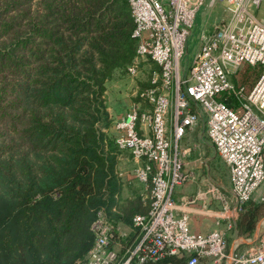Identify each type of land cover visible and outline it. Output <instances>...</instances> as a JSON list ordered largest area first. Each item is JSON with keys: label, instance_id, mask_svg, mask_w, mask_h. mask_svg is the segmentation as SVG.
<instances>
[{"label": "trees", "instance_id": "16d2710c", "mask_svg": "<svg viewBox=\"0 0 264 264\" xmlns=\"http://www.w3.org/2000/svg\"><path fill=\"white\" fill-rule=\"evenodd\" d=\"M1 1L0 264H71L91 243L97 209L130 224L148 203L120 199L103 98L105 81L134 55L132 19L126 0ZM252 66L236 81L245 89L260 72ZM262 213L264 201L244 203L238 234ZM130 238L119 241V262Z\"/></svg>", "mask_w": 264, "mask_h": 264}, {"label": "built area", "instance_id": "2783aa9c", "mask_svg": "<svg viewBox=\"0 0 264 264\" xmlns=\"http://www.w3.org/2000/svg\"><path fill=\"white\" fill-rule=\"evenodd\" d=\"M126 1L135 49L125 71L135 75L139 62L149 59L159 68L158 78L151 77L158 85L137 90L143 103L113 118V137L135 161L122 175L143 183L148 203L126 225L97 209L89 225L91 243L71 264H130L131 257L160 264L173 255L184 257V264H264V230L246 247L227 250L223 228L191 229L188 210L172 197L175 184L194 178L182 158L189 146L181 147L180 139L201 118L196 143L208 145L226 165L229 197L208 184L182 198L183 205L216 200L227 228L244 203L264 201V22L251 10L260 0H226L224 15L208 29L196 22L206 0ZM192 36L195 47L184 66L180 58ZM243 63L260 66L249 89L227 77ZM130 233L119 262V241Z\"/></svg>", "mask_w": 264, "mask_h": 264}, {"label": "rangeland", "instance_id": "374dc122", "mask_svg": "<svg viewBox=\"0 0 264 264\" xmlns=\"http://www.w3.org/2000/svg\"><path fill=\"white\" fill-rule=\"evenodd\" d=\"M2 1L0 0V20H1V15H3V9L1 7ZM264 0L260 1V6L256 7H251L252 12L255 13L257 10H259V13H263L264 15V8H263ZM227 7L226 0H206L205 4L202 6L201 10L203 11L204 14L208 12V16H211L213 18L218 19L220 16H223ZM213 8V10H212ZM11 14L15 13V11H11ZM205 15H201V20L197 22V25H203V20H205ZM261 17L264 19V16L261 15ZM210 22V21H209ZM204 26V25H203ZM208 27L211 28L210 24H207L206 28ZM3 37V36H1ZM195 47V38L192 36L191 39L187 40L185 50L180 58V63L185 64L188 66L191 58H192V53ZM259 65V64H256ZM246 68L248 70H251L253 68L252 65L243 63L239 65L236 70H235V75H233V72L227 73V77L235 83L237 81L238 75L240 74V70ZM158 72L159 68L158 66L152 62L149 59H143L139 62L138 66V71L135 75H129L125 70H115L111 77L108 78L105 81V89L103 92V98L104 102L106 105V109L108 112L109 116V125L107 127V131L110 135L113 137V125H112V120L116 116L115 114L118 115V113L123 110H127L132 104H135L136 102L143 103L141 100H139L137 96V90L157 84L158 85V79H156L154 82H151V77L153 75L157 76L158 78ZM242 72V70H241ZM118 111L117 113H115ZM202 119L199 118L198 123L196 125V128L193 131L187 132L183 138L180 139L181 147L183 146H189V149L186 150L182 156L183 160L185 161V169L186 171H189L190 173L193 174L194 178L192 179H187L184 180L178 184H175L173 186L172 190V197L174 199L176 193L183 192L184 195H192L195 192V189L197 187L199 189H202V187L209 185H213V188L217 187V189L224 195L229 197V180H228V169L224 162H222L213 152L212 150L209 151L206 148V144H201L199 145V148L197 146L193 145V143L197 142V132L198 130H201L202 128ZM211 149V148H210ZM118 157H117V162L115 165L116 173L118 177L123 178V181L126 183L125 177L122 175L127 170H129L134 164L135 161L131 157V154L128 150L126 149H119L118 148ZM199 152V153H198ZM209 155L210 158L205 159V161L202 159L204 155ZM200 156L199 159L196 157ZM196 158V159H195ZM134 162V163H132ZM118 172H121V174H118ZM195 174H196V182L195 180ZM132 180H136L135 178H130ZM139 182L138 180H136ZM194 182V183H193ZM143 185L142 182H139ZM124 194V192H123ZM210 195V194H208ZM136 195L131 196L130 199H133ZM138 196H141L138 194ZM185 198V197H183ZM120 199H124L120 195ZM211 199V198H210ZM175 201V200H174ZM251 202V201H247ZM255 202V201H254ZM258 202V201H256ZM191 204H188V206ZM181 208L187 209L184 205H178ZM207 208L211 209H219L217 206L214 204L210 203V200L208 203H206ZM264 213L259 214L254 221L251 224L250 231L253 230V225L255 224V221L260 217L263 216ZM259 218V219H260ZM225 219V217H224ZM258 219V220H259ZM264 219V218H263ZM257 220V221H258ZM122 222V221H121ZM231 223V222H230ZM124 224V223H123ZM126 225V224H125ZM232 227H227L225 228V239H226V247L227 249L230 248L232 249V244L230 245L229 239L230 235H233ZM126 228V226H125ZM236 230V228H235ZM251 234H248L245 238H251ZM130 236V234H129ZM244 238V237H243ZM254 241V240H253ZM253 241H245L244 243L249 245ZM117 246V245H116ZM229 249V250H230Z\"/></svg>", "mask_w": 264, "mask_h": 264}, {"label": "crops", "instance_id": "0c3cea01", "mask_svg": "<svg viewBox=\"0 0 264 264\" xmlns=\"http://www.w3.org/2000/svg\"><path fill=\"white\" fill-rule=\"evenodd\" d=\"M257 6L259 8L260 2ZM253 7H256V6H253ZM263 8H264V4H263ZM212 10H213V8H212ZM203 11H205V10H200L198 12V14L196 16V22H199L201 20V15L206 16L205 20H203V23H202L205 26H207V24L211 25L213 22H215L217 20L216 18L208 16V12L206 14H204ZM261 15L264 16L263 13H259V10H257L255 16L264 22V19L261 17ZM124 111H126V110L121 111V113ZM117 112L118 111H116L115 113H117ZM119 114H120V112L118 113V115ZM114 116H117V115L115 114ZM195 146H197V148H199V145L197 143ZM200 146H201V144H200ZM206 148H208L207 150L211 151V149L208 145H206ZM209 155H211V154L204 155L202 157V159L205 161V159L210 158ZM196 158L199 159L200 156H198ZM132 163H134V162H132ZM184 168H185V165H184ZM120 179H121V183H122L121 189H120V195L124 199L130 198L131 196H134L137 194H139L141 196L144 194V191H145L144 185H142L141 183L137 182L136 180H132L128 177H125L126 183H125V181H123L122 176L120 177ZM196 180H197V178H196V174H195L194 182H196ZM197 189H198V187H197ZM197 189H195V192L197 191ZM123 192H124V194H123ZM186 196L187 195H184L183 192L176 193L173 200H175L174 202L177 205H183L181 199L183 197H186ZM251 202H254V201H251ZM206 203H208V201ZM206 203H202L200 200H197L194 204H191L189 206L184 205L185 207H187V210H188L189 224H190L191 229L204 232V231L214 229V228H223V230L225 232L224 226H225L226 219H224V217H222V215H220L219 209L207 208ZM210 203L214 204L215 206H217L219 208V204L216 202V200H210ZM178 207L181 208L180 206H178ZM263 218L264 217H261L257 221L255 228L252 231H250V229H249V231L247 233H244V234H238L237 230H235L236 227H235V220H234L233 227H232L233 235L231 234L230 239H229L230 245L232 244V248L236 247L237 249H242L248 245V244L246 245L244 243L245 241L251 242V241L255 240L258 233L261 232L262 230H264V219ZM248 234H251L250 235L251 238H245ZM229 249L230 248H228L227 250H229Z\"/></svg>", "mask_w": 264, "mask_h": 264}]
</instances>
